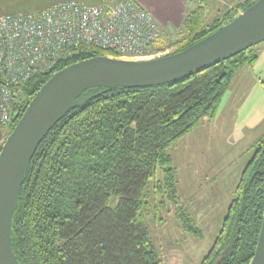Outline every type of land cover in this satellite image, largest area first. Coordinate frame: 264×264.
I'll list each match as a JSON object with an SVG mask.
<instances>
[{
  "label": "trees",
  "instance_id": "obj_1",
  "mask_svg": "<svg viewBox=\"0 0 264 264\" xmlns=\"http://www.w3.org/2000/svg\"><path fill=\"white\" fill-rule=\"evenodd\" d=\"M256 1L242 5L250 8ZM238 12V11H237ZM199 7L183 22L181 52L231 22H206ZM252 49L199 74L146 88L91 89L77 100L36 151L14 212L12 246L20 264H162L145 221L158 196L178 204L171 146L204 118L216 116L236 71L258 58ZM113 52L88 48L34 76L13 105L10 134L37 92L66 67ZM8 137V136H7ZM6 141V139H5ZM2 147L0 148L1 151ZM158 168L163 178L156 179ZM180 202V201H179ZM264 216V138L254 147L222 229L202 264H251ZM201 238L189 212L173 215Z\"/></svg>",
  "mask_w": 264,
  "mask_h": 264
},
{
  "label": "rangeland",
  "instance_id": "obj_2",
  "mask_svg": "<svg viewBox=\"0 0 264 264\" xmlns=\"http://www.w3.org/2000/svg\"><path fill=\"white\" fill-rule=\"evenodd\" d=\"M31 2L33 0H0V13L16 10L19 6L28 10L26 7ZM215 11L213 8L206 14L207 23L218 17ZM162 30L164 40L153 51L154 54L168 48L174 52L179 47L176 43L184 36V28L165 30L162 27ZM248 53L258 56V59L236 71L232 84L219 103L216 116L202 119L169 149L172 166L177 172L179 196L185 193L190 206L179 198L178 204L168 202L164 207L160 202L165 196L160 195L158 201H151L145 209V221L160 247L162 264H202L222 229L224 214L235 197L254 147L264 138V43ZM1 131L9 135L7 128ZM162 178L163 171L158 168L156 179ZM183 208L202 232L203 241L198 236L185 233L178 218L172 220L173 215ZM167 240L183 250L176 262L171 263L172 255L163 256L168 251L164 247Z\"/></svg>",
  "mask_w": 264,
  "mask_h": 264
},
{
  "label": "water",
  "instance_id": "obj_3",
  "mask_svg": "<svg viewBox=\"0 0 264 264\" xmlns=\"http://www.w3.org/2000/svg\"><path fill=\"white\" fill-rule=\"evenodd\" d=\"M264 43V0L187 49L151 60L97 56L55 73L37 92L0 151V264H20L12 246L13 216L39 146L91 89L146 88L178 81ZM251 264H264V216Z\"/></svg>",
  "mask_w": 264,
  "mask_h": 264
},
{
  "label": "built area",
  "instance_id": "obj_4",
  "mask_svg": "<svg viewBox=\"0 0 264 264\" xmlns=\"http://www.w3.org/2000/svg\"><path fill=\"white\" fill-rule=\"evenodd\" d=\"M164 40L155 17L136 0L88 6L60 2L48 8L0 17V127L31 79L83 49L96 48L125 60H151L173 52L153 51Z\"/></svg>",
  "mask_w": 264,
  "mask_h": 264
},
{
  "label": "crops",
  "instance_id": "obj_5",
  "mask_svg": "<svg viewBox=\"0 0 264 264\" xmlns=\"http://www.w3.org/2000/svg\"><path fill=\"white\" fill-rule=\"evenodd\" d=\"M68 1L76 2L88 6H97L102 2L112 1V0H33V2L29 4V6L27 5L26 8H28V10H23L25 8L22 7L23 8L22 9L21 6H19L17 7L16 10L7 13H0V16L26 13L30 11H38L48 8L53 4L60 2H68ZM136 1L139 4H141L143 7H145L155 17V19L160 23L163 29L171 30L174 27H176L178 30H182L183 22L185 18L188 16V14L191 11L199 7H204L207 13H209V11H211L214 8V10H216L214 13L216 16L225 17L230 13L233 14L235 12L237 13L238 10H242L243 8L242 5H244L245 3L251 0H136ZM1 130L2 129H0V148L3 146L5 139L8 136L7 134H4ZM184 194H180L179 197L181 198V200L185 205L190 206V203L185 200ZM226 215L227 212L226 214H224L223 221L225 220ZM174 219L175 218H173L172 220ZM200 239L203 241L202 238ZM167 241L164 243L165 244L164 247H167L168 251L166 250L167 252L163 253V256L164 254L166 256L172 255L173 258L171 259V263L174 261L176 262L181 257L180 253L183 252V250L178 248L176 245L170 244V242ZM212 247L213 245L210 247V250L212 249Z\"/></svg>",
  "mask_w": 264,
  "mask_h": 264
},
{
  "label": "bare ground",
  "instance_id": "obj_6",
  "mask_svg": "<svg viewBox=\"0 0 264 264\" xmlns=\"http://www.w3.org/2000/svg\"><path fill=\"white\" fill-rule=\"evenodd\" d=\"M133 61H136V60H133Z\"/></svg>",
  "mask_w": 264,
  "mask_h": 264
}]
</instances>
